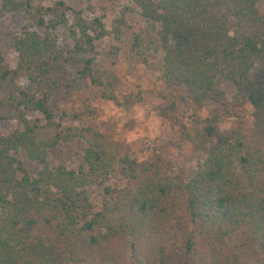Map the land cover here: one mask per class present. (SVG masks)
<instances>
[{
	"label": "trees",
	"instance_id": "obj_1",
	"mask_svg": "<svg viewBox=\"0 0 264 264\" xmlns=\"http://www.w3.org/2000/svg\"><path fill=\"white\" fill-rule=\"evenodd\" d=\"M130 2L108 29L63 1L0 0V23L23 22L14 69L0 48V123L15 125L0 135V264H264V0ZM105 38L110 57L157 66L158 88L117 94L96 67ZM58 64L103 102L164 121L150 158L114 140L88 96L69 109L53 99ZM225 86L248 123L223 127ZM75 140L85 167L51 166L50 150ZM185 145L199 160L191 176L174 163ZM19 153L39 164L35 176Z\"/></svg>",
	"mask_w": 264,
	"mask_h": 264
},
{
	"label": "rangeland",
	"instance_id": "obj_2",
	"mask_svg": "<svg viewBox=\"0 0 264 264\" xmlns=\"http://www.w3.org/2000/svg\"><path fill=\"white\" fill-rule=\"evenodd\" d=\"M57 1H63L73 10H81L87 18L99 17L109 29L112 20L124 8L131 7L130 0H93L91 3L92 10L87 8L88 4L83 0H34L35 3L48 7ZM128 19L132 24L143 25V20L136 14L130 13ZM68 21H72L71 15ZM23 22L15 15L6 16L0 23L1 42L0 48L4 58L11 69L16 65V53L10 48L9 42L14 35L21 32ZM54 34L58 38V45L62 46L68 43L63 29L56 30ZM110 38H105L96 43L98 52L96 59V67L113 82L117 94H127L128 92H136L139 89L152 91L158 88L157 78L158 71L156 67H146L143 65L134 66L121 58H112L108 55L111 45ZM158 59H160L158 57ZM157 59L155 58V63ZM151 64H154L152 61ZM73 70L63 66L55 65L52 68V75L58 77V81L62 84L59 91L53 95V99L58 101L64 109H69L72 104H78L77 95L88 96L91 99V105L100 114V121L104 128L110 132L114 140L123 143L124 146L132 149L141 158H150V153L145 149L152 148L155 141L160 139L166 133L164 121L156 115H144L139 109L135 108L131 112L126 113L114 107L111 103H105L96 98L95 92L92 91L88 82H72ZM156 84V85H155ZM227 91V101L231 104L229 115L222 120L223 127H234L248 123V108L241 105L235 100V91L233 88L225 86ZM148 103L157 104L152 94L145 93ZM234 97V98H233ZM76 102V104L74 103ZM234 105V107L232 106ZM15 125L13 123L1 122L0 135L10 132ZM83 143L75 140L66 144H60L49 152V162L51 166L63 165L68 169H76L85 167L83 163ZM171 153V149L160 148V152ZM175 154L174 163L176 168L186 171L191 176L196 170L199 162L188 145L183 146ZM17 159L21 163L27 174L35 176L40 169L37 162L29 161L23 153L17 155ZM114 182H110L113 184ZM101 189H93L90 191V197L93 204H98L99 193Z\"/></svg>",
	"mask_w": 264,
	"mask_h": 264
}]
</instances>
